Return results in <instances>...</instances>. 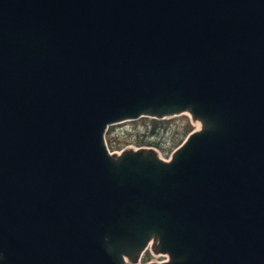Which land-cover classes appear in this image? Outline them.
<instances>
[{
    "label": "water",
    "instance_id": "95a60500",
    "mask_svg": "<svg viewBox=\"0 0 264 264\" xmlns=\"http://www.w3.org/2000/svg\"><path fill=\"white\" fill-rule=\"evenodd\" d=\"M187 115L170 160L110 127ZM264 264V0H0V264Z\"/></svg>",
    "mask_w": 264,
    "mask_h": 264
},
{
    "label": "rangeland",
    "instance_id": "374dc122",
    "mask_svg": "<svg viewBox=\"0 0 264 264\" xmlns=\"http://www.w3.org/2000/svg\"><path fill=\"white\" fill-rule=\"evenodd\" d=\"M186 118L189 119V122L192 126V132L197 130L198 128L195 124L196 122H193L188 116L185 115L175 118V122L172 125H169L167 128L161 127L155 132L151 127L149 129H146L142 126H138L139 122H129L113 126L112 128L115 129V132L112 136L114 138L120 136V138L123 139L122 142L127 143L121 149L110 150L113 153L119 154L123 150H136L142 147H147L157 150V152L163 159L170 160L174 150L178 148V146L175 148V146H173V143L179 141L181 132L184 130L187 122ZM139 141L145 143L138 144L137 142ZM183 141L181 143H183ZM147 260L149 262L161 263L168 260V257L163 255H155L153 252L148 251L145 253L140 264H144Z\"/></svg>",
    "mask_w": 264,
    "mask_h": 264
},
{
    "label": "trees",
    "instance_id": "16d2710c",
    "mask_svg": "<svg viewBox=\"0 0 264 264\" xmlns=\"http://www.w3.org/2000/svg\"><path fill=\"white\" fill-rule=\"evenodd\" d=\"M175 119V118H174ZM174 119H171V120H165V121H158V120H152V119H148V118H143V119H140L139 121H136V122H131V123H138V126H142L146 129H149L150 127L153 129V131L155 132L157 129H160L161 127H168L169 125H172L175 120ZM187 119V122H186V125H185V128L184 130L181 132V135L179 137V141L177 142H174L173 143V146H175V148L177 146H179L180 144H182L181 142L188 136V134L192 131V126L189 122V119ZM115 132V129L114 128H110L109 132H108V135H107V140H108V144H109V147L110 149H121L124 147V145L127 143V142H122L123 139L120 138V136L114 138L112 135L114 134ZM183 139V140H182ZM138 144H144L145 142H137Z\"/></svg>",
    "mask_w": 264,
    "mask_h": 264
},
{
    "label": "bare ground",
    "instance_id": "6f19581e",
    "mask_svg": "<svg viewBox=\"0 0 264 264\" xmlns=\"http://www.w3.org/2000/svg\"><path fill=\"white\" fill-rule=\"evenodd\" d=\"M195 124H196L198 129L201 127V124L199 122H196Z\"/></svg>",
    "mask_w": 264,
    "mask_h": 264
}]
</instances>
